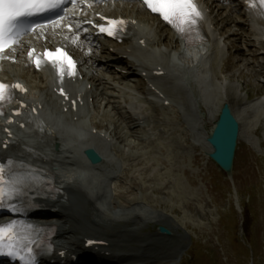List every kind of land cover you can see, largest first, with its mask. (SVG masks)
I'll list each match as a JSON object with an SVG mask.
<instances>
[{
	"label": "bare ground",
	"instance_id": "1",
	"mask_svg": "<svg viewBox=\"0 0 264 264\" xmlns=\"http://www.w3.org/2000/svg\"><path fill=\"white\" fill-rule=\"evenodd\" d=\"M207 7L210 8L209 6ZM137 8L138 12L142 10L138 5ZM225 9L228 12L226 23L232 22L231 15L233 12L237 13L240 17L237 26L246 29L249 33V44H255L254 38H259V41H256V43L264 46V27L256 21V19H250L241 4L237 5L236 3L230 2L228 7H225ZM204 14L207 17L206 12ZM131 19L135 20L134 17H131ZM87 20L93 21L98 19L93 17L88 18ZM82 23L83 22L78 21V18L70 17L67 23L63 24V26L56 31L60 32V35L65 36V38L69 35H75V41L80 38L81 43L87 36V40L91 46H98L100 53H107L106 50H109V47L95 36L94 31H92L93 29L88 27V33L86 36H83L82 33L84 26ZM220 23L222 24V22ZM66 24H71L73 26V30H68L66 28ZM209 27L211 28V24ZM159 28L160 37L157 45H167L170 50H176L180 60L186 65L185 74L188 75V79H184L186 82L184 85L179 83V81L182 80L181 77H173L171 74L172 68L170 66L164 64L162 60L155 59L157 52L152 50V46L155 45V40H153L154 33L150 29H141L137 27L136 24L132 23L130 33L133 40H131L130 44L126 46L118 47L119 51H121L119 54L127 55L129 58H138V62H140L144 71L148 73V77L153 80L154 86L164 94V97L160 99V101H162L161 106L163 108V103H165V101H169L170 104L168 108L171 111L175 110L176 106L181 103H185L186 105H184V107L192 112L196 111L197 108L194 106L197 104L198 100L191 83H188L186 80L191 79L192 76L189 75L194 74V70H197L198 72L201 71L202 58H206L207 55L205 48L206 45L202 44L200 46L186 47L185 49L182 47L180 48V45L177 46L176 44L178 40L173 42L174 37L171 39L173 44L169 43V40L167 39V32H165L164 26L161 23H159ZM208 31L210 32L209 39L213 40V30L208 29ZM56 39L62 40L66 44L70 43L68 40L64 41L65 39H62V37ZM56 39L52 38L51 40L57 41ZM143 39L145 40V44L142 43ZM56 43H60V41H57ZM44 44L49 43H43L41 39H35V42H30V44H28L25 48H18V56L21 59L20 63H22L20 66L25 67V65H27L28 68H33L34 66L28 57V52L35 49L36 52L33 55H36L37 51L44 47ZM232 47L233 45L229 46L227 49L231 50ZM252 48L256 49V47L253 46ZM253 51L256 52L255 50ZM252 57L258 63V71L262 73L264 71V53L263 55L254 54ZM108 59L107 63H101L100 58H98L97 55H85V57L81 60V66L88 63L92 69L101 67L103 70L111 71L112 64L110 62L122 63L123 61L120 56H115L111 52ZM191 63V68H188L187 66ZM193 64H196V66L195 69L192 70L194 67ZM253 66V64H245V67H252V69H254ZM161 71H165L166 75L163 77L155 76L156 73ZM85 74L88 76L89 71L87 70ZM132 76L133 75L131 73L127 76L119 74L118 80L122 83V80L129 79L131 88H135L137 90L141 89V86L137 83L135 77ZM38 78L40 79L41 85L32 86L33 89H38V91L35 93L34 91H29L27 94L19 97V99H24L31 105H37L39 108L41 107L40 114L37 117V124L41 132H35L31 126H28L25 129V132L29 133V136L36 143L33 144L24 141L20 137L19 138L21 140L19 138H15V144L12 149L2 151V154L7 157H14L26 164L43 168L55 178L56 187L59 190V193L51 196H47L45 193H42L36 200L40 208L39 213L48 212L52 218L44 219L41 216H34L36 221L44 224L55 225L58 228L57 235L53 240L55 252L50 257V260L59 262L61 260V258H59L61 256L60 254L64 253L67 258L66 263H69L73 256H84L85 253L95 251L98 257L104 259V264H172L174 259L182 253L185 247L186 237L184 233H182L181 229L180 231L183 237L179 234L178 230L176 231L178 234L171 231L170 229L176 228L177 225L173 222V224L176 225L174 226L172 222L162 213H152L150 210L148 211L145 207H143L144 205L141 206V204H144L143 202H141V204L140 202H137V204L134 203L132 205V202L122 204L120 207L125 206L124 208L117 210L115 207L113 210L111 208V204L119 198L128 196L127 194L118 195L114 197L113 201L110 200L107 204L109 205V209L106 211L90 208V200L88 199L85 187L91 190L93 197L103 203L108 198V182L111 179H116V170H114V168L109 169L106 165L111 163L112 159L108 154V151L112 146H114L112 145L114 141L121 138L120 133L115 130L110 131V129L100 128L99 126H94L89 131V128L82 124V113L80 111H77L76 113L68 112L64 114V116L58 115L60 113V109H62L64 105H61L62 100L57 98L54 94L53 89L55 84L52 82L49 72L46 69H43L38 73L37 79ZM92 78L93 76H90L89 79ZM131 81H133V83ZM126 82L128 83V80H126ZM162 84L164 85L163 91L160 89ZM97 86L101 88V91L99 95L95 96V98L100 95L109 96L107 87L101 81L98 80ZM74 87V84L69 85L70 90L78 95V92L75 91ZM113 89L116 90L117 87H113ZM128 90L129 93L126 91L120 92L123 94L125 103L130 104L127 106L129 109L128 115L126 119L119 116L120 121L124 123L130 122L129 126L131 127L126 126V129L128 130L126 133L127 136L132 137L135 133L134 128L137 129L142 122H146V124L150 126L151 129L149 131L152 134L153 132H159L160 130L162 131V135H164L166 133L165 129L157 127L159 129L157 130L153 125H150V118L145 116L142 106H135V102L131 103L129 101L127 95L134 96V94L131 89ZM79 93L87 94L85 98L87 103H90V98L93 97L91 91H79ZM188 97L193 100L194 106H192V103L190 104ZM225 102L226 101H223L221 104H224ZM227 103L231 105L230 102ZM17 104L18 100L10 109L16 108ZM119 104V101L114 103L110 99H107L104 108L108 109L111 107L112 110L116 112ZM197 105L200 109L199 104ZM233 111L236 113L235 109ZM216 112L217 110L215 111V114H212L213 116L205 122L197 121L195 124H191L198 128V130L201 128L205 130V128L211 124V131L218 115V112ZM133 114L137 117L135 118ZM176 119H179V115H176ZM93 129L97 130L96 134L93 133ZM208 133L209 131H204L203 135L205 139L207 138ZM58 140H60L61 146L69 148L68 154H64L62 151H60V153H52V144ZM110 140H112V143H110ZM192 147L195 151H198L200 146L197 143H194ZM87 148L97 149V151L104 158L102 165L91 168L89 166L74 163L73 159H84L82 150ZM150 152L151 151L146 152V154L149 155ZM158 154V152H154L151 155L157 156ZM71 155H73L74 158ZM128 159L130 160V158ZM137 159L138 158L136 157L135 160ZM81 173H84L83 176H85L83 180L80 178L82 177ZM134 176L137 177V175H133V178ZM137 188L140 187H133V190L129 193H134V189ZM163 189L165 190L166 188H160L156 191H163ZM135 205L139 207L133 209L132 207H135ZM150 224L165 226L171 231V236L158 238L150 237L148 234L140 236V231H142L143 228H146V225L149 226ZM114 228L117 231H113ZM136 232H139V234L136 235ZM90 239L103 241L105 245L87 248L86 243L87 240ZM176 240H178V242H175ZM88 264H90V262Z\"/></svg>",
	"mask_w": 264,
	"mask_h": 264
},
{
	"label": "rangeland",
	"instance_id": "2",
	"mask_svg": "<svg viewBox=\"0 0 264 264\" xmlns=\"http://www.w3.org/2000/svg\"><path fill=\"white\" fill-rule=\"evenodd\" d=\"M149 23L154 25L150 19L144 21V24ZM226 28L228 36L226 42L231 44L238 37L235 51L224 50L221 56V50H218L210 64L211 79L208 82V90L201 91L194 83L193 88L202 111L206 114L202 116V120H209L216 110L218 112L224 98L231 103L233 110H236V116L241 117L243 134L236 155L232 181L220 174L213 164H209V167L204 169L208 151L205 140L202 132L195 135L196 129L190 122V113L180 104L182 110H179V115L182 117L176 120L173 112L160 108L157 114L151 104L145 103L148 108L146 114L149 115L152 125L157 127L158 121L166 123L163 127L166 133L162 135L160 131H156L147 138L144 129L138 128L137 134L142 136L143 140L122 134L121 140L124 138L127 140L118 149L124 154L125 159L144 156L137 161L130 160L134 165H125L120 170L125 176L133 175L136 170H140L138 177L131 183V187L140 188L134 189V193L128 196L117 199L111 204V208L114 210L116 207L118 210L125 207H120L122 204L145 202L148 211L162 213L172 224L174 222L177 227L170 230L177 234L179 232L183 237L182 231L186 237L185 248L177 257L179 258L177 264H264V104L260 102V98L264 96V83H262L264 74L257 75L256 68L244 66L248 62L257 65L252 54L263 53L264 46L256 44L257 47L254 49L256 52H254L252 46L242 45V41L248 36L247 31L239 27H236V31ZM225 44L222 42V47ZM239 46L242 48L237 52ZM172 52L174 53L175 50ZM15 66L18 67L19 64ZM19 71L20 67L17 68V72ZM17 72L12 69L8 76H15ZM107 77L112 75L109 74ZM23 78L34 85L39 84V80L31 74L27 73ZM111 82L113 78L109 84ZM124 110V105H120L117 112L119 114ZM96 112L97 116L89 119L88 122L91 128L102 120L103 111L100 115V110ZM105 119L107 118L104 117L103 120ZM114 122L117 124V118ZM97 126L110 129L104 121ZM114 128L118 129L112 126L111 130ZM144 128L148 131V127ZM210 128L211 124L206 130L209 131ZM152 142H155L156 146H153ZM194 143L200 146L197 161L192 149ZM161 148L165 150L161 151L158 157H164L163 161L161 158L149 159L150 155L143 154L144 151ZM118 151L114 152L118 154L116 158L122 159ZM164 161L166 164L163 163ZM162 187L167 188L156 191ZM119 191L129 192V186H124ZM137 207L139 206L135 205L132 208ZM145 227L140 231V236L159 235L160 225L150 224ZM115 228L113 231H117ZM181 258L184 260L181 261Z\"/></svg>",
	"mask_w": 264,
	"mask_h": 264
},
{
	"label": "snow or ice",
	"instance_id": "3",
	"mask_svg": "<svg viewBox=\"0 0 264 264\" xmlns=\"http://www.w3.org/2000/svg\"><path fill=\"white\" fill-rule=\"evenodd\" d=\"M142 3L152 13L158 15L182 34L196 27L203 19L202 12L195 0H142ZM62 5L63 0H0V52H4L6 48H10L15 44L23 30L21 25L23 18L55 11L61 8ZM249 6L264 8V0H249ZM101 19L104 18L101 17ZM58 23L59 21H53V24ZM124 25L125 21L123 20H108L105 25L99 27V31L114 36ZM29 55L32 56V53H29ZM44 56L57 68L61 76L64 75L65 67L69 76L75 75V62L62 49H56L55 52L46 51ZM35 63L39 67L40 60L37 58ZM9 87V85L0 83V102L5 100V94ZM14 87L21 91L24 90L19 84ZM61 95H64L63 90H61ZM21 183H23L22 178L6 180L5 169L0 167V204L3 203L6 197L18 194V186ZM15 228V224L0 227V255L18 257L24 260V256L20 252L26 246L25 242L30 243L31 241L26 233L18 236L14 231ZM27 255L28 259L25 264H33L31 248L27 249Z\"/></svg>",
	"mask_w": 264,
	"mask_h": 264
},
{
	"label": "water",
	"instance_id": "4",
	"mask_svg": "<svg viewBox=\"0 0 264 264\" xmlns=\"http://www.w3.org/2000/svg\"><path fill=\"white\" fill-rule=\"evenodd\" d=\"M238 135L239 123L232 114L230 106L225 104L214 131L208 138V142L214 149L213 153H211V157L227 173L232 171ZM89 156L93 160H97V156L94 152L89 151Z\"/></svg>",
	"mask_w": 264,
	"mask_h": 264
}]
</instances>
